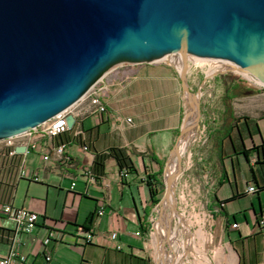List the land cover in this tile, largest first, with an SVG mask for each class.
<instances>
[{
	"label": "crops",
	"instance_id": "0c3cea01",
	"mask_svg": "<svg viewBox=\"0 0 264 264\" xmlns=\"http://www.w3.org/2000/svg\"><path fill=\"white\" fill-rule=\"evenodd\" d=\"M190 77V82L196 80L194 75ZM110 86L105 85L102 96L108 114L88 117L83 123L89 151L83 150L79 141H71L65 151L70 159L64 163L59 160L53 146L57 140L53 139L45 141L48 146L43 151L27 154L25 167L30 173L36 172L38 179L16 181L9 201L38 213L39 218L33 231L20 234L19 240L0 238L3 256L16 253L12 264H46L47 255L51 256L50 264H170L169 259L162 261L161 257L167 253L161 239L166 222L153 227L159 218L155 199H160L161 175L180 131L183 108L177 109L175 122L168 124L166 106H154L143 92L135 96L126 87L110 95ZM248 99H264V92ZM131 101L142 104V109L134 110L133 124L127 121L135 106ZM247 108L249 114L239 121L223 127L214 125L219 141L216 163L206 151L199 157L196 150L199 202L211 213L207 235H217L220 240L214 264H264V118H260L264 109L260 104ZM139 112L154 113L156 123L144 126L138 120L143 117ZM114 148L123 150L132 160L129 175L122 178L125 167L120 168L116 158L109 156L99 182L85 180L82 170L94 163V155ZM31 154L32 164H27ZM151 184L158 191L156 195L151 193ZM252 185L258 191L247 193ZM3 193L0 190V196ZM102 203L104 213L96 216ZM234 223L238 226L233 227ZM14 224L0 215L4 235H14ZM83 225L94 233L90 244L82 243L79 231ZM51 230L56 231V237L46 242ZM112 231L118 233L115 241L109 238ZM174 235L182 234L176 230Z\"/></svg>",
	"mask_w": 264,
	"mask_h": 264
},
{
	"label": "water",
	"instance_id": "95a60500",
	"mask_svg": "<svg viewBox=\"0 0 264 264\" xmlns=\"http://www.w3.org/2000/svg\"><path fill=\"white\" fill-rule=\"evenodd\" d=\"M195 59L219 64L215 74L235 71L264 86V0H0V139L60 115L121 66L169 60L197 114L181 140L201 118L200 91L187 76ZM74 121L69 115L70 127ZM178 144L155 228L182 170Z\"/></svg>",
	"mask_w": 264,
	"mask_h": 264
},
{
	"label": "rangeland",
	"instance_id": "374dc122",
	"mask_svg": "<svg viewBox=\"0 0 264 264\" xmlns=\"http://www.w3.org/2000/svg\"><path fill=\"white\" fill-rule=\"evenodd\" d=\"M219 69H221L219 64L211 61H201L196 59L191 61L188 65L187 70L189 71L187 76L190 89L194 93H198L200 91L201 95V118L199 121V126L195 127L191 131L194 133L190 137L189 143L185 148L182 147L181 142L187 136L184 135L185 137L181 138V140L178 137L182 128L184 127V124L188 123L190 120V101L185 95L178 71L169 60H162L152 64L121 66L110 72L108 76L106 75V78L103 79L99 84L103 90L102 96L106 91L105 85H111V91L109 90L107 92L110 95L112 93L119 92L125 87L128 89L129 93L131 91L135 96L138 91L143 92V95L148 96L151 102H153L154 106L156 104L159 107L166 106V108L169 109L167 114L168 124H173L175 122L177 119V109L179 107L183 108L181 115L184 116V118L182 119V122H180L181 127L176 140V142L179 143V151L183 155L182 170L179 174V177L176 179L177 185L175 187L177 214H174V218H171V207H167V213L164 219L166 226L169 225L168 219L171 220L172 235L170 233L169 239L171 237L170 242L171 247H173L170 254L172 264L173 259L178 260L183 254V247L181 246V243H184V246L186 243H188V241H186L188 236H186L187 234L185 232V228H183L184 225L181 220V217L183 216L188 221L195 238L194 244L189 248L188 253L183 258L184 261L187 264L215 263L214 255L215 252L218 253L217 249L220 245L218 242L220 240L217 235H207V228L209 227L208 225L211 219V213L209 209L203 205V202H199V196L201 193L198 192L199 189L197 190L198 184L196 173L197 170L199 171V165L196 163L197 151L199 150V157H201L203 154L205 155L206 151L209 159L214 158V162L216 163L219 153V141L218 133L213 131L214 125L222 124L223 127L224 125L229 124L231 121H239L241 118L245 117L246 114H249V112L245 111L248 109L247 107L251 105L254 106L255 104H260L261 109L262 106L264 109V99H258L257 101L248 99L252 95L264 92V86L255 83L246 75L237 73L235 71L215 74ZM191 75H194L196 80L190 82V79L192 80V77H190ZM132 103L133 105L135 104V106H133L129 112V116L132 117H128L131 118L132 121L129 122L128 119L127 121L133 124V120H135V115L133 114L134 110L137 112L139 109H142V104L138 105L137 101H133ZM140 114L143 115V113ZM261 117L264 118V112L260 113V118ZM155 119L154 113L151 115L146 113L141 119L138 120L143 121L144 126H148L152 122L156 123L154 122ZM32 161L33 159L31 154L27 160V164H32ZM168 168L166 164L164 172L161 175V182L163 184L160 186V200L165 194V187L167 183L166 174L168 173L167 178L169 180L171 178L170 174H172L173 171L171 166L169 170ZM211 185L214 184L212 183ZM21 190L19 191V199ZM159 202L157 209L160 215L161 208ZM176 230L182 235H174ZM189 242L192 243V236L190 237V235ZM167 248L171 249L168 245ZM162 256L166 258V260L168 259V254L165 255V253H162Z\"/></svg>",
	"mask_w": 264,
	"mask_h": 264
},
{
	"label": "built area",
	"instance_id": "2783aa9c",
	"mask_svg": "<svg viewBox=\"0 0 264 264\" xmlns=\"http://www.w3.org/2000/svg\"><path fill=\"white\" fill-rule=\"evenodd\" d=\"M104 78L98 81L90 90L87 92L76 104L62 112L60 115L53 117L52 119L46 121L40 126L33 128L31 130L21 132L20 134L9 136L3 139H0V184L14 185L16 181L24 177L32 178L34 180L38 179L36 172H28L25 167V160L28 153L33 151H43L48 144H45L48 140H53L56 137L70 133L73 138L85 140V131H84V120L88 117L102 118L104 115L108 114V108L106 103L102 100V87L99 84ZM72 115L75 117L74 125L72 127L68 124V116ZM128 121L131 122L132 119L128 118ZM50 143V142H49ZM69 143L59 142L53 144L59 160L67 163L70 159L67 154H65L66 149L68 148ZM25 147V151L20 152L17 150V147ZM83 150L89 151L90 148L87 144H81ZM45 159L48 156L45 154ZM96 156V155H94ZM95 159V158H94ZM94 163L88 166H85L82 170V174L90 183L96 184L99 182V175L94 171ZM130 170L124 168L121 171V177H127ZM247 193H255L258 191L256 186H248ZM104 213L103 203L95 212L96 216H101ZM0 215H5L11 219L15 224L13 227L14 235H4V230H2V225H0V238H13V240H19V236L22 233H31L37 225L39 214L27 210L22 207L14 206L11 201H4L0 199ZM238 223H234L233 227H237ZM81 240L83 244H90L94 241V233L91 229L85 230L82 229L79 231ZM137 235H140L141 232H136ZM117 231H112L109 235V238L113 241L117 239ZM53 237H56V231L51 230L46 242L51 240ZM120 248V245L117 246ZM16 253L12 252L7 256H3L0 253V264H12L15 260ZM51 256H46V264H50Z\"/></svg>",
	"mask_w": 264,
	"mask_h": 264
},
{
	"label": "trees",
	"instance_id": "16d2710c",
	"mask_svg": "<svg viewBox=\"0 0 264 264\" xmlns=\"http://www.w3.org/2000/svg\"><path fill=\"white\" fill-rule=\"evenodd\" d=\"M256 92V91H255ZM57 141V143L59 142H68L70 143L71 141H79L81 144H87L84 141L80 140V139H77V138H73V136L70 134V133H65V134H62L58 137L55 138ZM89 146V145H88ZM264 146V145H263ZM90 148V146H89ZM109 156H113L116 158V160L118 161V164L120 166V168H123V167H126L128 168L129 170L132 169V160H130V157L121 149H111L109 152L107 153H101V154H96L95 156V159H94V171L97 175H101L103 174V171H104V168H105V158L109 157ZM7 188L8 190L6 191ZM5 188H3L1 185H0V190L3 191L4 193L0 196L1 197V200H4V201H9L11 196H12V191L14 190V185H8L6 184L5 185ZM150 190H151V193L152 195H156L158 193L156 187L154 186V184H151L150 185ZM5 191L7 193H5ZM160 199H155V203H158ZM94 215L92 214L90 219L93 217ZM92 221V219H91ZM83 229L85 230H89L90 228L86 225L84 226L83 225Z\"/></svg>",
	"mask_w": 264,
	"mask_h": 264
},
{
	"label": "bare ground",
	"instance_id": "6f19581e",
	"mask_svg": "<svg viewBox=\"0 0 264 264\" xmlns=\"http://www.w3.org/2000/svg\"><path fill=\"white\" fill-rule=\"evenodd\" d=\"M201 61H203V60H201ZM190 120H189V122L188 123H191L192 121L194 122V120H195V118H196V116H197V114L193 111L192 113H190ZM193 130V129H192ZM192 130H190L188 133H187V137L181 142V144H182V147L183 148H185L186 147V145L189 143V139H190V137L193 135V133L194 132H191ZM183 148H181V149H183ZM184 150V149H183ZM170 166H171V168H173V171H172V174H170L171 175V177L174 175V173H175V171H176V169H177V157H176V155L174 154L173 155V157H172V159L170 160V163H169V168H170ZM169 168H168V170H169ZM168 170H167V172H168ZM168 174V173H167ZM166 174V180L168 181V175ZM176 185H177V181L175 182V184H174V187H173V190H172V192H171V194H170V196H169V198H168V200H166L167 201V203H166V205H167V207H171V211H172V216H171V218H174V214H177V204H176V193H175V190H176ZM168 216V215H167ZM167 219H168V217H167ZM181 220H182V222H183V225H184V227L183 228H185V232H186V236H188V239L186 240V241H188V243H186V245L184 246V243H181V246L183 247V254L181 255V257L178 259V260H175V259H173V264H187L185 261H184V257L186 256V254L188 253V251H189V248L194 244V242H195V238H194V236H193V233H192V231H191V228H190V226H189V224H188V221L185 219V217L183 216V217H181ZM180 220V221H181ZM189 235H190V237L192 236V243L191 242H189ZM162 236H163V234H162ZM161 254V253H160ZM166 254H168V259H169V263L170 264H172V259H171V257H170V252L169 253H166ZM161 257H162V261L164 260H166V258H164L163 256H162V254H161ZM206 264V263H205ZM207 264H209V263H207Z\"/></svg>",
	"mask_w": 264,
	"mask_h": 264
}]
</instances>
